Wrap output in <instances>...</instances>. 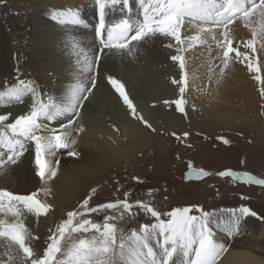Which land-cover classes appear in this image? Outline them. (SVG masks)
<instances>
[{
  "label": "snow or ice",
  "instance_id": "1",
  "mask_svg": "<svg viewBox=\"0 0 264 264\" xmlns=\"http://www.w3.org/2000/svg\"><path fill=\"white\" fill-rule=\"evenodd\" d=\"M132 3L133 0H94L98 18L94 32L100 47L97 54L90 57L83 42L73 37L70 46L79 53V78L61 100L42 93L33 81L19 77L11 85L0 86L3 89L0 90V107L23 104L27 97L31 99L28 110L14 116L11 122H8L10 113L0 114V174H4L9 166L16 165L29 145H34L36 175L42 181L57 175L59 160L56 157L59 152L67 150L68 156H78L74 149L77 140L72 134L75 132L78 136L85 130L79 125L78 117L83 102L88 99L87 94L96 86L95 75L87 78L91 87L86 86L85 73L94 72L101 56L107 53L134 55L136 47L133 42L138 44L157 36L174 41L168 46L176 49L177 54L170 59L179 63L181 96L172 103L180 113L185 112L187 103L183 95L187 86L183 53L206 44L209 39L219 50L216 58L220 61V78L233 62H239L245 64L249 72L257 73L254 79L264 85L255 58L256 45L259 43L264 49V0H134L135 8ZM117 10L121 18L109 22L108 17ZM51 18L61 25L89 27L79 8L54 11ZM236 21H242L251 29L252 38L243 42V48L250 49L251 56L240 50L239 42L233 46L230 26ZM190 28H195L194 35L182 33V30L187 32ZM107 80L132 117L151 128V124L137 111L123 83L111 75ZM172 82L177 83L175 79ZM260 94L264 98V87H261ZM172 135L176 136V133ZM188 135L183 133L184 138ZM176 138L181 139L179 136ZM218 139L229 143L222 137ZM188 169L186 179L200 180L211 175L203 168L193 167L191 162ZM217 175L264 186V179L248 172L226 169ZM133 179L142 182L139 177ZM42 191L49 194L47 189ZM96 191L92 189L76 209L68 211L65 219L49 229L46 247L39 254L32 245L38 237L26 226L25 217L28 214L37 218L46 216L51 205L38 199L36 192L20 195L0 189V214L11 217V220L0 218V247L4 248L0 253V264H219L229 246L217 239V230L231 239L239 234L244 218L257 217L256 212L244 205L227 210V221L199 206L177 207L162 214L150 202H129L128 192L124 193V199L91 207L89 202ZM101 211L115 215H104L102 224L88 218L90 214ZM140 212L155 222L141 223L138 228L130 230L119 227L117 221L134 218ZM163 215L167 218H162ZM88 233L91 235H84Z\"/></svg>",
  "mask_w": 264,
  "mask_h": 264
},
{
  "label": "bare ground",
  "instance_id": "2",
  "mask_svg": "<svg viewBox=\"0 0 264 264\" xmlns=\"http://www.w3.org/2000/svg\"><path fill=\"white\" fill-rule=\"evenodd\" d=\"M12 5L13 8L10 10L12 13L8 14L5 6L0 4V86L11 85L19 77L33 81L42 93L61 100L79 78V53L70 46L73 37L83 42L90 57H94L100 47L94 32V26L98 21L94 0H12ZM132 7L135 8L134 0ZM66 8H79L89 27L61 25L51 18L54 11ZM119 18L121 14L117 10L114 15L108 17V20L114 22ZM237 22L236 26L240 28L238 32L252 35L250 28ZM195 31V28H190L187 32L182 30V33L194 35ZM237 42L239 41L235 38L233 46ZM133 43L136 47L134 55L107 53L101 56L94 72L85 73L86 86L91 87L87 78L92 75L96 76V86L87 94L88 99L83 102L78 117L79 125L85 130L78 136L75 132L72 134L77 140L74 149L78 156L69 159L65 166L63 163L60 164L61 169L58 167L54 178L42 181L36 175L34 145H29L28 151L18 163L9 166L4 174H0V189L20 195L36 192L43 202L48 199L53 202L60 201L59 206L62 210L70 208L72 211L76 209L75 205L82 199L80 197L84 191L99 181L100 176L106 172L104 170L113 168L125 158L122 149L124 141L132 143L133 146L137 142H143L145 146L153 145L154 148H159L157 145L162 142V132L169 128H180V124L188 121L197 123L210 119L214 124L225 125L227 117L230 116L228 123H235L238 113L231 105L235 103L232 99H237L239 95L243 96L244 91H248L249 95L253 94L250 93V88L243 90L248 85L245 64L233 62L226 74L220 78L218 67L220 61L216 58L219 50L210 47L207 42L183 53L187 80L183 95L187 103L184 105V113L177 112L172 101L181 96L179 92L181 72L179 63L170 59L177 54L176 49L168 46L174 44V41L157 36L138 44ZM240 50L252 55L251 50L243 46ZM232 55L234 56V53ZM109 75L123 83L137 111L151 124V128L132 117L119 94L108 83ZM173 79L177 81L176 84L172 82ZM0 90H3L2 87ZM166 101L168 103H165ZM30 103L31 99L27 97L23 104L0 107V114L10 113L8 122H11L14 116L26 112ZM238 184H234L235 188L240 186ZM43 189L51 193L50 198L42 191ZM213 189L220 192L229 187L219 182ZM219 208L210 212L218 219L227 221V210L234 207L223 211ZM142 214L139 219L128 221L126 218L117 223L125 230L138 228L140 221L146 220L147 217ZM164 217L167 218L166 215L162 218ZM0 218L11 220L10 216L3 217L2 214ZM260 218L252 216L244 218L239 234L231 239L217 230V239L229 246V251L224 254L219 264H264L262 224L264 217ZM60 219L61 214L53 216L47 214L39 218L32 214L26 215V226L33 235L38 234L39 239L32 241V245L39 254H42L46 247L49 229L61 222ZM147 223H151V220ZM3 251L4 248L0 247V253Z\"/></svg>",
  "mask_w": 264,
  "mask_h": 264
},
{
  "label": "rangeland",
  "instance_id": "3",
  "mask_svg": "<svg viewBox=\"0 0 264 264\" xmlns=\"http://www.w3.org/2000/svg\"><path fill=\"white\" fill-rule=\"evenodd\" d=\"M0 4L5 6L8 14L12 13L10 11L13 8L12 0H0ZM239 22L243 26L244 23ZM237 23L231 26L232 31L238 28ZM240 25L239 27H241ZM239 29H236L237 32H232V35L243 46L244 40L251 39L252 35L250 33L245 35L244 33V36L241 34L243 32H238ZM246 36L247 38L244 39ZM208 45L216 48L215 42L211 39L208 40ZM256 48L258 49L255 58L261 69L259 75L264 79V49L261 48L259 43ZM246 68L244 67L248 74L246 81L248 85L243 90L246 88L249 90L250 88V93L253 94L249 95L248 91H244V97L239 95L237 99H232L235 103H231V105L237 109L236 113L239 114H236L235 123H228L230 116L227 117L225 125L221 123L214 124L210 119L197 123H189L188 121L183 125L180 124L181 129L179 127L177 129L169 128L164 131L165 133L162 132V142L157 145L159 148H154L153 145L151 147L149 145L145 146L143 142H137L133 146L132 143L124 141L122 149L125 158L113 168L109 167L104 170L106 172L100 174L99 181H96L91 185L92 187L90 186L84 191L83 196L80 197L82 199H79L78 203H81L88 193L95 188L97 190L96 194L89 202L91 207L114 202L116 199H124V193L128 192L129 202L134 203L137 200L150 202L157 211L163 214L177 207L199 206L210 212L219 207L223 211L244 205L256 212L257 218H263L264 186L245 184L240 181H233L228 177L221 178L217 175L221 171L231 169L236 172H248L257 178L264 179V98L260 94V89L264 85L254 79L257 73L249 72ZM185 132L189 134L187 138L183 137ZM173 133H176V136L181 137V139L178 140L176 136L172 135ZM218 137H222L229 143H223ZM71 158L67 155V150L59 152L56 157L59 160L57 169L62 163L65 166V163L67 164ZM189 162L193 167L203 168L211 175L197 181H183L184 172L189 170ZM133 177H139L142 182L138 183ZM219 182L224 183V186H228V191L225 189L220 192L214 190L213 188ZM237 183L240 186L235 188L234 184ZM47 195L49 198L51 197L50 192ZM37 198L42 200L38 195ZM44 202L51 205L48 214L52 216L61 214V221L66 218V213L69 210L71 211L70 208L62 210L59 206L60 201L53 202L48 199ZM78 203L75 205L76 208ZM133 211L137 212L138 210L133 209ZM114 214L101 211L90 214L88 218L96 221L99 216L104 217V215ZM193 214L198 215L199 213L193 212ZM140 216H143L142 212L134 218L139 219ZM164 218L166 219V217ZM127 219L130 221L129 218ZM149 220H151V223L155 222L150 216L140 222L147 223ZM84 235H91V233ZM34 236L38 237V234L35 233Z\"/></svg>",
  "mask_w": 264,
  "mask_h": 264
},
{
  "label": "water",
  "instance_id": "4",
  "mask_svg": "<svg viewBox=\"0 0 264 264\" xmlns=\"http://www.w3.org/2000/svg\"><path fill=\"white\" fill-rule=\"evenodd\" d=\"M188 171H189V170H188ZM188 171L184 172V175H183V177H182L183 181L196 180V179H186V178H185V177H186V174L188 173ZM207 177H208V176H207ZM205 178H206V177H205ZM203 179H204V178H203ZM200 180H201V179H200ZM96 221L99 222V223H102V221H103V216H99V217H97Z\"/></svg>",
  "mask_w": 264,
  "mask_h": 264
}]
</instances>
